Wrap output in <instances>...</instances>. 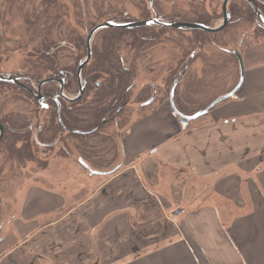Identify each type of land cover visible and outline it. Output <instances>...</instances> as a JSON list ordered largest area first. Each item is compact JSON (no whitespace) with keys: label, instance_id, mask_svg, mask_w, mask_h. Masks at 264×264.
<instances>
[{"label":"crops","instance_id":"0c3cea01","mask_svg":"<svg viewBox=\"0 0 264 264\" xmlns=\"http://www.w3.org/2000/svg\"><path fill=\"white\" fill-rule=\"evenodd\" d=\"M240 53L233 97L183 131L167 103L134 117L81 199L15 198L0 264H264V37Z\"/></svg>","mask_w":264,"mask_h":264},{"label":"flooded vegetation","instance_id":"af4514ba","mask_svg":"<svg viewBox=\"0 0 264 264\" xmlns=\"http://www.w3.org/2000/svg\"><path fill=\"white\" fill-rule=\"evenodd\" d=\"M199 1L203 7L210 6L212 1L214 11L207 14L204 9H200L191 12L192 16L188 17L170 8L163 10L157 0H134L133 3L115 0L120 8L115 10L114 15L90 21V25H84V30L67 32L64 39L56 32V37L62 40L57 39L54 43L49 41L47 47L28 52L20 73L0 71L1 77L14 80V83L0 81V86L7 84L19 90V94L10 97L14 96L21 104L18 116L12 118L1 113L3 100L0 96V143L6 134H12L20 139L19 146H67L66 149L62 148L65 153L60 155L61 161L67 162L68 155L71 156L69 146H120V129L126 125L125 128H128L131 118L145 115L150 105L167 103L172 109L168 98L171 85L188 59L191 65L196 54L191 50L186 53L184 47L179 46L178 54L173 56L177 51L170 49L169 53H163L161 58L157 56L159 59L156 60L154 55H158L159 50L167 49V44L162 42L170 39L168 33L173 32L177 36L179 31L182 33L180 29L161 25L163 23L202 24L193 21L198 19L205 26L218 28L226 15V25L220 31L197 32L220 37L222 43L232 18L238 17L240 21L244 19L254 24L249 36L254 39L264 36V28L261 27L264 0ZM250 1L256 7V13ZM127 7L134 8L135 15L129 14ZM209 16L220 23L210 26ZM151 21L153 23L145 24ZM106 23L140 25L133 28H101L92 32ZM224 40L227 42L229 39ZM242 47L241 40L235 50L226 46L220 49L227 54H239ZM173 59V69L181 71L172 81L168 94L161 95L160 89L152 81L141 78L145 71L150 73L155 62L166 66L169 61L172 64ZM120 80L124 84L123 88ZM165 85L163 83L160 87ZM173 97L174 110L187 115L188 112L182 108L185 99H178L176 89ZM92 136L94 141H90ZM6 199L3 195L0 201L2 212L10 209V205L8 207L5 204Z\"/></svg>","mask_w":264,"mask_h":264},{"label":"rangeland","instance_id":"374dc122","mask_svg":"<svg viewBox=\"0 0 264 264\" xmlns=\"http://www.w3.org/2000/svg\"><path fill=\"white\" fill-rule=\"evenodd\" d=\"M129 1L133 3L134 0ZM157 1L163 10L167 11L170 8L188 17L192 16L191 12L200 9H204L207 14L214 11L212 1L211 5L206 7L201 6L199 0ZM117 8L120 7L116 5L115 0H0V71L8 74L20 73L25 63L24 57H27L32 49L43 48L47 35L50 42L54 43L57 39L61 41L62 39L56 37V32L64 39L67 32L84 30V25H90V21L114 15ZM127 12L135 15L134 8L127 7ZM209 17L210 26L220 23L216 18ZM242 20L240 21L238 17L232 18L222 43L220 37L215 38L211 34L187 29L177 33L183 38L170 32L168 33L170 39H167L169 42H162L167 44V49L159 50L158 55H154L156 60L161 58L163 53H169L170 49L177 51L173 56L178 54L179 46L184 47L186 53L191 50L196 54L183 80L176 88L178 99L181 97L185 99L182 106L185 110L199 109L225 95L237 85L239 81L237 54H227L220 48L226 46L235 50L241 40L243 45L254 40L248 35L254 29V24ZM193 21L204 24L198 19ZM224 39L229 40L226 42ZM158 63L160 62H155L153 65L152 74L151 71L149 74L145 71L141 79L152 81L160 89L161 95H167L172 81L178 77L181 69H173L174 59L172 64L169 61L166 66ZM163 83H166L165 87H160ZM19 92L7 84L0 86V96L3 100L2 114L12 118L18 116L21 104L14 96ZM10 95L14 96L10 97ZM153 106L155 104L150 105V108ZM125 127L120 131L125 130ZM107 129L106 132L109 133L110 126ZM93 138L90 137V141H94ZM19 140L15 135L6 134L0 143V201L4 195L8 198L6 206L10 205L9 210L0 211L2 240L9 236L13 223H18L14 214L18 209L20 210V207L17 202L16 205L13 203L15 198L23 202L30 187H40L61 195L66 200L65 204L69 205L73 203L74 198L81 199L88 189L84 185L85 182L90 181V177L80 164L83 163L96 173L106 172L112 162H120L119 146H69L71 156L68 155L67 162H62L60 155L65 153L63 149L68 148L67 146L65 148L64 146H19ZM27 150V157L25 153L20 157L16 156V153L20 152L21 155ZM57 164L64 166L58 168ZM67 174L70 180L66 179ZM51 179L53 181H50Z\"/></svg>","mask_w":264,"mask_h":264},{"label":"water","instance_id":"95a60500","mask_svg":"<svg viewBox=\"0 0 264 264\" xmlns=\"http://www.w3.org/2000/svg\"><path fill=\"white\" fill-rule=\"evenodd\" d=\"M249 3H250V5L252 6V8L254 9V11L256 13L257 12L256 7L252 4L251 1ZM226 19H227V17H226V15H224V20H223L221 26L218 27V28H211V27L205 26L203 24H193V23H191V24H184V23L179 24V23L166 22V23H163L161 25H164V26L169 27V28L180 29V30L187 29V30H199V31H203V32H206V33H216V32L220 31L221 29H223L225 27L226 22H227ZM261 21H262L261 27L264 28V19L261 18ZM149 23H153V21L145 23V24L148 25ZM139 25L140 24H126V25L123 24V25H121V24H114V23H106V24L100 25L99 27L95 28L92 32H94L97 29H101V28H133V27H136V26H139ZM237 59H238V64H239V81H238L237 85L230 92H228L227 94H225V95L213 100L206 107H204L203 109L199 110L198 112H196L192 116L186 117V116H183V115L178 114V113H177V115L179 117L183 118V119H186V120H189V121H195L196 119L206 115L209 110H211L213 107H215L219 103L231 98L236 93L238 88L240 87V85L242 83V79H243L242 60H241V57L239 55H237ZM189 64H190V58L188 59L187 64L183 68V70L180 73L179 77L171 85L170 92H169V102H170V104H171V106L173 108H174V106H173L174 89H175L176 85L178 84V82L182 79V77L186 73ZM78 74H79V70H78ZM0 81H8V82L14 83V80L6 78V77H1V76H0ZM1 138H2V128H0V140H1Z\"/></svg>","mask_w":264,"mask_h":264},{"label":"trees","instance_id":"16d2710c","mask_svg":"<svg viewBox=\"0 0 264 264\" xmlns=\"http://www.w3.org/2000/svg\"><path fill=\"white\" fill-rule=\"evenodd\" d=\"M33 23H34V22H33ZM262 37H264V36H262ZM49 44H50V43H49V39H48V35H47V41L44 42V47H47ZM120 85H121V88L124 87V84L122 83L121 80H120ZM117 91H118V90H117ZM203 107H204V106L200 107L199 109L194 110V111L191 112L190 114H194L195 112L199 111V110L202 109ZM198 120H199V119H198ZM196 121H197V120H196ZM27 152H28V150H27L26 152H22L21 155H20V152H18V153H16V154H17L16 156L20 157V156H22L23 153H25V155H26V157H27ZM28 154H29V153H28Z\"/></svg>","mask_w":264,"mask_h":264},{"label":"built area","instance_id":"2783aa9c","mask_svg":"<svg viewBox=\"0 0 264 264\" xmlns=\"http://www.w3.org/2000/svg\"><path fill=\"white\" fill-rule=\"evenodd\" d=\"M182 129H185L187 126V123L185 121L180 122Z\"/></svg>","mask_w":264,"mask_h":264}]
</instances>
